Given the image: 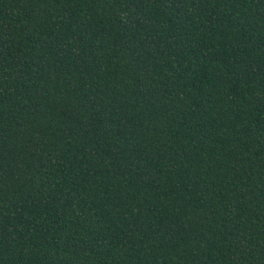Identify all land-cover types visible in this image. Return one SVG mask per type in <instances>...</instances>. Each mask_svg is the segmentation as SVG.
Instances as JSON below:
<instances>
[{"label":"trees","instance_id":"16d2710c","mask_svg":"<svg viewBox=\"0 0 264 264\" xmlns=\"http://www.w3.org/2000/svg\"><path fill=\"white\" fill-rule=\"evenodd\" d=\"M0 264H264V0H0Z\"/></svg>","mask_w":264,"mask_h":264}]
</instances>
